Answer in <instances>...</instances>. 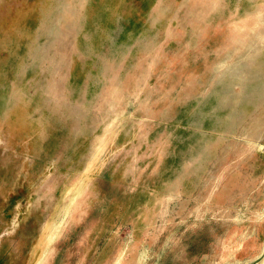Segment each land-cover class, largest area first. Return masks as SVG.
I'll list each match as a JSON object with an SVG mask.
<instances>
[{
    "label": "rangeland",
    "instance_id": "rangeland-1",
    "mask_svg": "<svg viewBox=\"0 0 264 264\" xmlns=\"http://www.w3.org/2000/svg\"><path fill=\"white\" fill-rule=\"evenodd\" d=\"M0 264H264V0H0Z\"/></svg>",
    "mask_w": 264,
    "mask_h": 264
}]
</instances>
